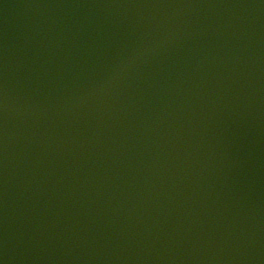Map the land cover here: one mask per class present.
<instances>
[{
  "label": "water",
  "instance_id": "1",
  "mask_svg": "<svg viewBox=\"0 0 264 264\" xmlns=\"http://www.w3.org/2000/svg\"><path fill=\"white\" fill-rule=\"evenodd\" d=\"M0 264H264V0H0Z\"/></svg>",
  "mask_w": 264,
  "mask_h": 264
}]
</instances>
